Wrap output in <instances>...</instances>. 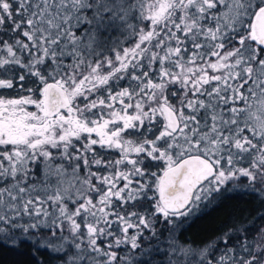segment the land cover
Listing matches in <instances>:
<instances>
[{
  "label": "snow or ice",
  "instance_id": "6c2138e0",
  "mask_svg": "<svg viewBox=\"0 0 264 264\" xmlns=\"http://www.w3.org/2000/svg\"><path fill=\"white\" fill-rule=\"evenodd\" d=\"M0 264H264V0H0Z\"/></svg>",
  "mask_w": 264,
  "mask_h": 264
},
{
  "label": "trees",
  "instance_id": "16d2710c",
  "mask_svg": "<svg viewBox=\"0 0 264 264\" xmlns=\"http://www.w3.org/2000/svg\"><path fill=\"white\" fill-rule=\"evenodd\" d=\"M234 203V202H233ZM241 206H244L241 202ZM223 214L220 212L213 213L209 217L197 220L187 233L189 236L195 238L197 236H204L206 233L210 232L222 218Z\"/></svg>",
  "mask_w": 264,
  "mask_h": 264
}]
</instances>
